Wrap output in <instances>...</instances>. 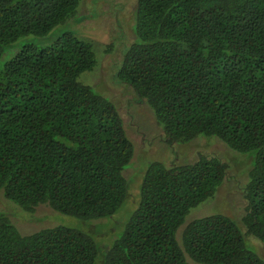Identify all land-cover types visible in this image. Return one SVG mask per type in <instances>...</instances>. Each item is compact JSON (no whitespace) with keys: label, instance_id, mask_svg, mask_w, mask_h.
Listing matches in <instances>:
<instances>
[{"label":"trees","instance_id":"obj_1","mask_svg":"<svg viewBox=\"0 0 264 264\" xmlns=\"http://www.w3.org/2000/svg\"><path fill=\"white\" fill-rule=\"evenodd\" d=\"M79 3L0 0V192L31 213L48 205L98 220L132 190L124 171L134 146L116 106L79 81L96 66L93 44L65 30L1 63L20 38H44L74 20ZM133 17L114 83L149 106L170 144L214 137L252 160L245 230L212 214L187 223L178 239L185 216L214 196L228 165L205 155L155 160L112 245L61 225L23 234L0 211V264H264L245 244L253 236L264 247V0H135Z\"/></svg>","mask_w":264,"mask_h":264},{"label":"rangeland","instance_id":"obj_2","mask_svg":"<svg viewBox=\"0 0 264 264\" xmlns=\"http://www.w3.org/2000/svg\"><path fill=\"white\" fill-rule=\"evenodd\" d=\"M135 0H80L74 20L58 25L44 37L28 35L16 41L3 55L1 63L10 58L21 46L34 44L40 46L50 43L63 31H72L77 37L91 42L96 55V66L91 71L83 72L79 81L88 85L96 93L109 99L119 110L129 138L133 142V159L124 171L130 179L132 190L122 207L111 216L98 220H82L76 216L53 211L48 205H39L33 213L22 210L7 201L0 192V211L6 213L23 234L52 227L66 226L82 230L90 235L97 246L113 244L140 200V185L144 171L152 161L169 164L190 163L200 155L216 156L228 165L224 182L218 187L212 198L191 208L181 231L190 221L212 214H223L239 224L244 214V187L246 174L252 167V160L241 153L226 148L217 138L198 135L184 143L170 144L158 126L149 106L138 102L129 87L114 83L112 74L114 63L118 62L124 45L130 43L134 33ZM111 46V51L108 50ZM142 150V169H141ZM249 155V154H248ZM252 158V157H251ZM251 160V164H249ZM117 214V215H116ZM121 228L113 232L114 228ZM246 246L264 258L262 242L253 236L245 237Z\"/></svg>","mask_w":264,"mask_h":264}]
</instances>
